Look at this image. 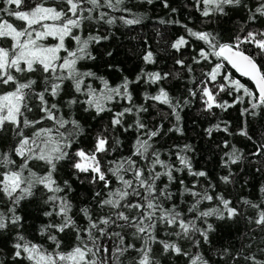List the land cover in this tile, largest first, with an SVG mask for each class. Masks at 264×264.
I'll use <instances>...</instances> for the list:
<instances>
[{
  "label": "snow or ice",
  "instance_id": "snow-or-ice-1",
  "mask_svg": "<svg viewBox=\"0 0 264 264\" xmlns=\"http://www.w3.org/2000/svg\"><path fill=\"white\" fill-rule=\"evenodd\" d=\"M160 4L182 33L120 59L117 32L144 20L129 0H0V264H264V183L228 191L246 162L264 175V0ZM196 117L254 150L224 139L220 171L198 168Z\"/></svg>",
  "mask_w": 264,
  "mask_h": 264
},
{
  "label": "trees",
  "instance_id": "trees-1",
  "mask_svg": "<svg viewBox=\"0 0 264 264\" xmlns=\"http://www.w3.org/2000/svg\"><path fill=\"white\" fill-rule=\"evenodd\" d=\"M172 7H177L181 9V19H184L187 14V9H182V5L187 2V0H170ZM136 4L137 7L134 8V11L138 13H142L144 15V20L141 25L135 26L132 30H128L125 28H121L117 32V36H120V42L123 43L124 48L120 51V59H124L125 53H127L128 49L134 48V49H140L144 45V41L147 40L149 44L152 45L153 49L159 50L164 46V41L161 40V36L167 38H175V35L181 34L182 29H180L178 26L175 25H161L159 24V19H175L176 14H173L171 17H169V10L164 9L162 5L160 4V0H156V2L153 5H147L143 4L141 5L139 3V0H129V5ZM195 18V17H194ZM232 27L230 23H225L224 28L227 30L228 28ZM161 34L160 36L157 35V32ZM128 33L126 36H121V33ZM132 37H135V39H132ZM160 40L161 42L158 44L157 41ZM113 43V42H109ZM174 54V53H173ZM137 62L133 59H129L127 61V64L125 65L127 68L132 69L133 65ZM165 71L168 70V68L171 66V60H168L163 53H161V65H160ZM233 75L236 78L242 79L243 82L249 83L246 79L239 77V75L233 70ZM225 99H231L230 97L225 96ZM239 107L237 106V109L229 110L228 114H224L223 118L230 119L233 121V130L238 128L240 126V118H239ZM195 112V109H193V113ZM198 123L197 125H192L191 120H188V131L186 135L189 137L190 142L196 145L200 155L198 157L199 163L197 164V167H204L207 170H210L212 174L215 176V173L217 171H220L217 167V161L219 160L220 156V150L215 148V145L220 143L224 139H228L231 141V143H234L237 145V147L244 148L245 153H248L249 151L254 150L253 146L250 142L245 140L242 137L238 136H232L227 137L224 133H216L214 134L213 139L210 141L204 136L203 129L207 126H209V121L200 120L199 117H196ZM211 123H215L214 119H211ZM252 130L255 131L256 135L254 136V139L261 140L264 139V137H261V132H264V120L257 119L253 121L252 123ZM194 129V130H193ZM198 134V135H197ZM134 138V137H133ZM172 142H179L183 143V140H179L174 134H172ZM125 143L130 147V141H125ZM124 151L127 153V148L124 149ZM212 155V160H207V157L210 154ZM253 159L250 157V160ZM256 163H249L246 162L244 167L245 171L240 174L238 179L240 180V183H243L244 179L248 180V185L244 189H240L237 187L235 191L232 190L231 187H229V194L232 196H239L244 195L248 196L249 198H258L260 197L259 193V187L262 183H264V175L258 174L255 172L256 167H261V163L259 162L261 158H255ZM238 171V169H237ZM222 174V173H221ZM223 187V186H221ZM35 223H39V221H36ZM27 234H29V238H33L34 236V225L30 224L27 226ZM238 237L239 234L236 236L237 244H238ZM233 239L232 236L228 234L227 231H223L220 233L219 239L217 241V247L220 246H227L229 242ZM207 246H205L206 248ZM208 255L212 256V259H216L214 255L211 253H208ZM176 264H185V262L181 259L176 262Z\"/></svg>",
  "mask_w": 264,
  "mask_h": 264
},
{
  "label": "water",
  "instance_id": "water-1",
  "mask_svg": "<svg viewBox=\"0 0 264 264\" xmlns=\"http://www.w3.org/2000/svg\"><path fill=\"white\" fill-rule=\"evenodd\" d=\"M235 71V70H234ZM238 74V73H237ZM239 75V74H238Z\"/></svg>",
  "mask_w": 264,
  "mask_h": 264
}]
</instances>
